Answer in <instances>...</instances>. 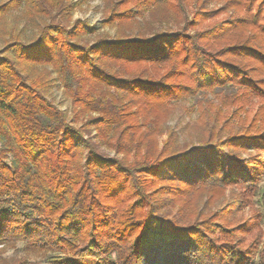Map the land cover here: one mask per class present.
I'll use <instances>...</instances> for the list:
<instances>
[{
  "label": "trees",
  "instance_id": "trees-1",
  "mask_svg": "<svg viewBox=\"0 0 264 264\" xmlns=\"http://www.w3.org/2000/svg\"><path fill=\"white\" fill-rule=\"evenodd\" d=\"M104 1L113 36L63 21L67 0H0V244L59 264H264V238L246 239L262 214L234 216L260 187L264 128L223 134L264 99V0H223V20L207 0ZM158 11L175 29L125 30ZM53 72L71 119L47 96ZM192 98L205 115L181 138L167 119Z\"/></svg>",
  "mask_w": 264,
  "mask_h": 264
},
{
  "label": "rangeland",
  "instance_id": "rangeland-1",
  "mask_svg": "<svg viewBox=\"0 0 264 264\" xmlns=\"http://www.w3.org/2000/svg\"><path fill=\"white\" fill-rule=\"evenodd\" d=\"M67 3L71 5V9L69 10V15L63 18V21H69L73 23L77 19H81L87 22L90 25L95 26L98 28L99 33L102 32H109L112 36L116 33L115 27H102V19L104 16L108 15V10L106 9V4L104 0H67ZM208 9L212 10H219L223 9V13H221L215 20H223L224 18H229L232 16L233 12L236 11L231 10L225 6V2L223 0H207ZM189 11L194 12L195 6L190 3ZM189 11H187L189 13ZM162 12L158 11L155 13V18L150 17L148 14L145 18L139 19L138 23H134L132 25H127L124 28L125 30L131 29L132 33H135L136 30H140L141 32H146L143 28L144 25L147 24L145 20H153V26L157 30H165V29H175L176 25H174V21L164 20L159 21L162 17ZM21 13L18 10H13L8 16L6 20V26L8 28H21L24 25V20L20 17ZM173 20V19H172ZM146 22V24H144ZM213 22V21H211ZM150 24V23H148ZM72 25V24H71ZM140 27V28H139ZM130 31V30H129ZM130 31V32H131ZM32 36V33L28 32V37ZM2 40L0 39V48L2 47ZM49 80L51 81V86L49 90L46 92L47 96L62 110L67 112L68 118L71 119L73 116V105L72 99L65 93L63 87L61 86V81L57 79L56 73L49 74ZM208 98L213 100L214 106L220 105V100L218 97H215V93L208 94ZM207 98V99H208ZM208 103V102H207ZM204 106H206V104ZM172 107L174 108L173 114L169 116L167 119V124L172 127L173 130L180 133L181 138H196L198 135L197 127L199 124V119L201 120L200 116L202 113V118L205 115V112L202 110H198L196 107L195 99H187V100H180L175 102ZM214 115V114H212ZM256 120L255 128H258V121L260 126L264 128V99L263 98H250L248 100L247 105L243 112L241 113V117L238 116L237 118H231L229 123L227 124L226 129L224 130L223 134L228 135L231 132H239L242 128H247L250 124L251 120ZM76 125H80L79 123H75ZM259 129V128H258ZM166 136L160 138V140L165 139ZM101 149L104 150L106 153L113 155V151L106 148L105 146H101ZM253 150L246 151H239L242 157H246L250 152ZM259 189L255 192L254 196L252 197L250 204H245L239 206L238 210L235 213V220L237 223L249 220L251 215L262 214L261 219L259 220L254 219L258 223V226L254 231L246 236L248 238L247 242L254 241L260 235L264 238V173L262 175V181L259 183ZM240 190L238 187L229 188L228 194H237ZM235 196V195H234ZM236 197V196H235ZM220 203L218 202L216 207L219 206ZM215 207V208H216ZM203 208V206H202ZM23 243L17 242L16 245L14 244H0V264H59L60 261H52L51 259L47 258V255H42L40 252H28L23 248ZM89 262H93V264H111V262L115 261L114 253L110 254L108 258L102 259H94L89 258L87 259Z\"/></svg>",
  "mask_w": 264,
  "mask_h": 264
}]
</instances>
